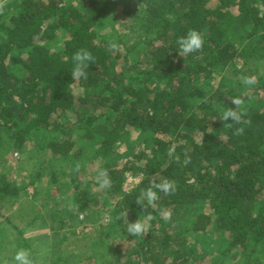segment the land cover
I'll use <instances>...</instances> for the list:
<instances>
[{"label": "trees", "instance_id": "16d2710c", "mask_svg": "<svg viewBox=\"0 0 264 264\" xmlns=\"http://www.w3.org/2000/svg\"><path fill=\"white\" fill-rule=\"evenodd\" d=\"M115 1L129 42L124 40L129 36L106 30L105 16ZM233 10L248 28L226 29ZM189 29L202 31L205 43L181 57L176 41ZM110 42L119 50H109ZM81 48L95 63L86 69L87 80L72 81V57ZM259 64H264V0H7L0 14V225H12L4 207L9 199L27 194L3 173L5 156L24 168L30 149L44 148L51 158L70 157L75 166L83 152L99 157L113 152L131 128L144 135L141 155L148 150L142 177L125 188L132 163L125 170L106 164L107 191L120 195V210L130 215L126 226L148 212L153 219L144 237L130 236L125 226L122 237L133 247L116 252L122 255H110L106 236L114 226L106 225L98 238L105 243L98 264H186L188 257L174 250L183 244L190 246L192 260L197 246L202 256L220 252L215 264H230L234 247L250 251L248 263L258 260L264 252V78L241 97L252 123L234 136L220 120L225 108L235 107L231 99L242 86L218 77L239 68L247 76ZM211 81L217 84L207 91ZM75 86L84 91L80 100ZM171 145H176L172 158ZM45 165L33 164L35 172L28 175L41 180ZM48 175L57 181L59 171ZM165 177L175 181L174 194L158 193L154 208L135 204L151 181ZM71 182L79 187L76 177ZM94 192L86 203H104L106 189ZM163 211L172 213L170 220ZM209 226L226 236L228 256L218 240H207Z\"/></svg>", "mask_w": 264, "mask_h": 264}, {"label": "rangeland", "instance_id": "374dc122", "mask_svg": "<svg viewBox=\"0 0 264 264\" xmlns=\"http://www.w3.org/2000/svg\"><path fill=\"white\" fill-rule=\"evenodd\" d=\"M107 6V5H106ZM108 7V6H107ZM108 23L106 26L107 31H111L115 35L129 36L127 30L124 29V23L126 21L125 16L122 14V8L117 6L115 1L112 8L109 9L105 16ZM245 20L238 15L234 10L230 12L229 19L226 23V29L232 27L248 28L249 25H245ZM236 25V26H235ZM126 32V33H125ZM125 33V34H124ZM125 38L124 40H130ZM133 37V36H132ZM121 64V60L118 61ZM254 70L253 73H248L247 76H255L264 78V64H259L250 68L248 71ZM245 69H226L218 77V79L224 77L227 80H239L241 89L236 97H242L252 85H245L243 83V77L240 76V72ZM234 73V74H233ZM217 81H211L206 88L207 91L211 90ZM76 99L80 100L84 91L81 87L75 86L73 89ZM250 104V103H248ZM247 105V104H246ZM213 112L209 113L211 117ZM193 130L190 132L192 133ZM193 138L198 139L196 132H193ZM144 135L140 132L136 133L133 129L127 128V132L121 137V140L113 148V152L105 155L104 157L94 156L83 152L78 158L77 163H80V171H75V166H72L75 162L70 157L51 158L46 150L43 148H31V152L28 153L29 159L25 158V167L20 168L22 164L16 165V161L12 155L5 156L3 160V173L11 174L12 180L21 190L26 191V196L18 199H9L5 204V209L11 208L14 204L23 205L30 199L34 200L40 208L39 218L44 222L39 227H31V235L38 234V237L33 236L30 238L32 247L28 245V249L33 252V258L37 262L36 264H98L101 262L99 248L105 246V243L101 244L99 237L105 233L106 225L114 226L112 230L106 236L107 243L110 251V255H122L116 253L117 251H128L132 249L133 244L126 238L122 237V232L127 223V219L117 220V216L125 212L122 209V205L119 206L120 195L116 192H106V200L104 203L87 204L84 200L94 191L105 190L100 189L96 183V170L107 166H114L117 168H123L129 161L133 167L125 170L126 187L130 189L132 186L138 183L142 177V169L145 160L147 159L148 150L141 155L142 150L140 142ZM143 139V138H142ZM146 141V139H145ZM143 145V144H142ZM33 146V144H31ZM30 147V146H29ZM76 163V164H77ZM36 164L37 167L46 164L43 168L44 176L41 180H36L28 174L33 175L35 169L32 165ZM58 170V180L51 182L48 178L51 170ZM76 177L79 187L75 188L71 179ZM133 180V182L131 181ZM77 195H76V194ZM24 198V199H23ZM80 203H78L77 201ZM84 205L83 211H78V207ZM205 213L210 212L209 207L203 209ZM166 211H163L164 213ZM74 216V214H78ZM59 225L58 220H62ZM128 218L130 215L128 214ZM33 222V221H32ZM60 226V227H59ZM52 231V234L50 232ZM27 232L26 235H28ZM101 234V235H100ZM190 235V233L188 234ZM206 238L208 241L215 239L221 243V251L228 256L227 250H225L224 233L213 229L209 226L206 232ZM130 242V243H129ZM49 243L47 251L51 248L50 258L48 260L47 253L42 254L46 244ZM227 244V243H226ZM188 244L176 246V254L183 253L188 260L186 264H215L214 259L220 258V252L216 250L207 252L202 256V250L197 246V256L192 260L193 253L188 252ZM170 255H173V250L170 251ZM236 252L232 258L230 264H264V252L259 255L258 260L253 259L251 263L247 262L246 257L250 254L249 250H243L240 247H234L231 249V253ZM196 253V252H194ZM175 254V253H174ZM43 255V259L41 258ZM229 264V262H227ZM226 263V264H227Z\"/></svg>", "mask_w": 264, "mask_h": 264}, {"label": "clouds", "instance_id": "9594fccd", "mask_svg": "<svg viewBox=\"0 0 264 264\" xmlns=\"http://www.w3.org/2000/svg\"><path fill=\"white\" fill-rule=\"evenodd\" d=\"M7 4V0H0V14L3 13L4 8ZM179 51L178 54L181 57L187 56L189 54L201 51L205 43V36L202 31L196 29H189L186 35L181 36L176 41ZM109 50L118 51L119 45L116 42H110ZM73 68L71 71L72 81H79L81 78L87 80L86 69L89 68L90 64L95 63V57L93 54L85 49L81 48L77 50L72 57ZM243 83L245 85H254L256 83L255 76L243 77ZM232 103L235 105L234 108L227 107L223 110L221 120L223 126L232 129L234 136H241L244 134L245 126L251 125V119L248 117L247 109L244 107L245 101L240 97L231 99ZM234 125H240L239 127H234ZM176 145H171L169 147L168 156L172 158L175 155ZM175 159L179 161V156H175ZM190 157H186L185 163H190ZM81 168L80 163L75 165V171L79 172ZM96 183L99 185L100 189H105L111 187V179L109 177L107 169L98 168L96 170ZM176 191V183L168 178H163L160 182L151 181L149 186L142 190L140 195L136 198L135 204L143 209L148 207L154 208L155 202L159 199L158 193L162 192L164 195L174 194ZM163 218L168 221L171 219L172 213L170 211L162 213ZM128 220V211H125L117 216V220L121 219ZM153 219L151 212L144 214L143 219L138 218L134 222H128L126 226V231L130 236L144 237L150 228V221ZM15 264H36L35 259L32 257L30 251L25 248H20L14 256Z\"/></svg>", "mask_w": 264, "mask_h": 264}, {"label": "crops", "instance_id": "0c3cea01", "mask_svg": "<svg viewBox=\"0 0 264 264\" xmlns=\"http://www.w3.org/2000/svg\"><path fill=\"white\" fill-rule=\"evenodd\" d=\"M39 214V205H37V203L30 198L23 205L16 203L12 205L11 208L7 209L6 216L10 221L9 223H11L14 228H12V225H0V264H15V253L20 248L28 249V245L32 247L31 241L29 239L33 238V236L38 237V234L31 235V227H39L41 226V223L44 225V222H40L42 220L39 218ZM27 232L30 233L26 235ZM50 232L52 234L51 230ZM48 246H50L49 243L46 244L42 254L48 252L47 258L49 260L51 248H49V251H47ZM30 253L32 257L35 255L34 251H30ZM41 258L43 259V255Z\"/></svg>", "mask_w": 264, "mask_h": 264}]
</instances>
